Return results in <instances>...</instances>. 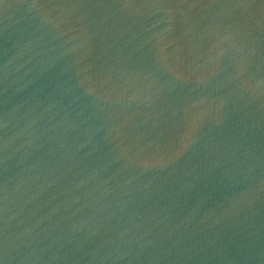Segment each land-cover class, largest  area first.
<instances>
[{
  "label": "water",
  "instance_id": "95a60500",
  "mask_svg": "<svg viewBox=\"0 0 264 264\" xmlns=\"http://www.w3.org/2000/svg\"><path fill=\"white\" fill-rule=\"evenodd\" d=\"M0 264H264V0H0Z\"/></svg>",
  "mask_w": 264,
  "mask_h": 264
}]
</instances>
